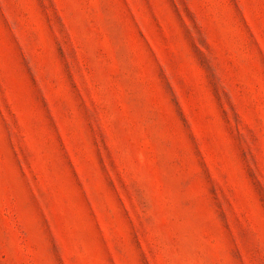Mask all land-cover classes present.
<instances>
[{
	"label": "rangeland",
	"instance_id": "1",
	"mask_svg": "<svg viewBox=\"0 0 264 264\" xmlns=\"http://www.w3.org/2000/svg\"><path fill=\"white\" fill-rule=\"evenodd\" d=\"M0 264H264V0H0Z\"/></svg>",
	"mask_w": 264,
	"mask_h": 264
}]
</instances>
